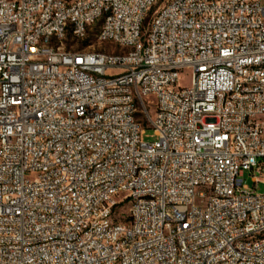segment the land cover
<instances>
[{"label": "built area", "instance_id": "built-area-1", "mask_svg": "<svg viewBox=\"0 0 264 264\" xmlns=\"http://www.w3.org/2000/svg\"><path fill=\"white\" fill-rule=\"evenodd\" d=\"M158 3L0 0V264H264V0Z\"/></svg>", "mask_w": 264, "mask_h": 264}, {"label": "rangeland", "instance_id": "rangeland-1", "mask_svg": "<svg viewBox=\"0 0 264 264\" xmlns=\"http://www.w3.org/2000/svg\"><path fill=\"white\" fill-rule=\"evenodd\" d=\"M165 0H159V3L157 5V7L159 5H162L164 3ZM94 41V36L91 35L87 40L85 41H78V42H74L76 43V45L74 46L75 48H84L86 47V45L90 42ZM67 48H70V42H68V44L66 45ZM108 49H111L109 47H107ZM192 83V77H191V73L187 70L181 71L180 72V80H179V84L178 86L180 87H187L189 85H191ZM142 139L144 141H148V142H152L155 141L158 136L156 134V131L153 127L151 126H146L145 127V131L144 133H142L141 135ZM257 175L259 178H261V175L259 172H250V171H246L243 174V179H244V184L246 186V189L249 190H253V178L254 176ZM256 193H263L264 192V185L263 184H259L258 188L256 190H254Z\"/></svg>", "mask_w": 264, "mask_h": 264}]
</instances>
